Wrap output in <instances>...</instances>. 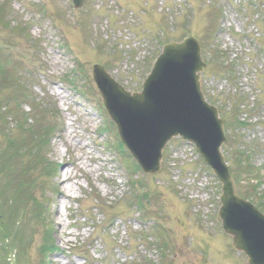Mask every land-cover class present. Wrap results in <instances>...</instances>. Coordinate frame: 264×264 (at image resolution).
I'll return each mask as SVG.
<instances>
[{
  "label": "rangeland",
  "instance_id": "rangeland-1",
  "mask_svg": "<svg viewBox=\"0 0 264 264\" xmlns=\"http://www.w3.org/2000/svg\"><path fill=\"white\" fill-rule=\"evenodd\" d=\"M185 36L207 47L206 100L244 123L239 134L259 147L263 185L250 201L264 214V124L252 125L264 119V0H85L79 9L70 0H0V154L18 120L38 116L52 165L24 162L34 197L19 207L22 223L0 232V264H246L217 219L216 179L178 139L157 175L131 170L92 81L97 64L139 92L163 44ZM227 148V157L238 149ZM134 194L146 196L141 208ZM45 242L55 249L43 258Z\"/></svg>",
  "mask_w": 264,
  "mask_h": 264
},
{
  "label": "water",
  "instance_id": "water-1",
  "mask_svg": "<svg viewBox=\"0 0 264 264\" xmlns=\"http://www.w3.org/2000/svg\"><path fill=\"white\" fill-rule=\"evenodd\" d=\"M75 7L83 0H73ZM193 38L163 45L140 93L130 94L99 66L93 77L120 141L144 174L160 169L162 148L174 137L195 145L198 154L222 184L219 219L232 237V247L244 252L248 264H264V216L240 199L220 154L224 143L217 110L200 91L205 64Z\"/></svg>",
  "mask_w": 264,
  "mask_h": 264
},
{
  "label": "trees",
  "instance_id": "trees-1",
  "mask_svg": "<svg viewBox=\"0 0 264 264\" xmlns=\"http://www.w3.org/2000/svg\"><path fill=\"white\" fill-rule=\"evenodd\" d=\"M214 57L216 58V55ZM3 70L8 71L9 69L5 68ZM30 120L31 122L28 123L27 119H25L24 122L18 126V129H21L18 135L11 136L7 134L5 152L0 154V232L7 230L6 233L8 235L15 229V223H22L19 219L25 208L22 207L19 209V207L23 204V206H25L34 197L31 186L34 185L36 181L30 173L27 175L24 162L28 158V161H32L30 165H39L41 171H44V169H52L51 163L46 164L47 160L45 158V148L48 144L47 130H42V128H40V117L37 116L36 119L33 118ZM36 126L39 128L37 131L38 133L33 129V127ZM29 130H31V135H25L24 133ZM231 156L235 161L236 172L238 173L237 176L234 177L235 181L238 184L248 181L246 183L248 191L256 189V185L260 184V178L262 177L258 175L253 165H250L247 157L245 158V152L242 150L235 151ZM30 165H26L28 170L31 169ZM253 174L256 175L257 178L254 177ZM253 179L256 181L255 184L250 183ZM245 193L248 195L247 191H245ZM245 193L243 192V194ZM134 196L136 201L133 199L132 202L137 206H140L139 203L141 201L147 199L143 194H134ZM15 205L18 206L15 207ZM47 245L48 243L45 242L42 248H40V253L43 255H47L53 250L52 245Z\"/></svg>",
  "mask_w": 264,
  "mask_h": 264
},
{
  "label": "bare ground",
  "instance_id": "bare-ground-1",
  "mask_svg": "<svg viewBox=\"0 0 264 264\" xmlns=\"http://www.w3.org/2000/svg\"><path fill=\"white\" fill-rule=\"evenodd\" d=\"M68 180H69L68 177H62L61 178V182H66L67 183Z\"/></svg>",
  "mask_w": 264,
  "mask_h": 264
}]
</instances>
